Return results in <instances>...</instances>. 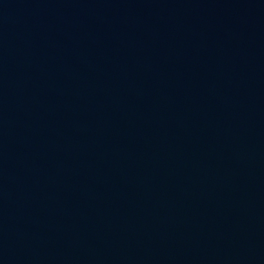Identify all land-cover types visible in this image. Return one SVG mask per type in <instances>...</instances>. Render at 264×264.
<instances>
[{
  "label": "water",
  "instance_id": "95a60500",
  "mask_svg": "<svg viewBox=\"0 0 264 264\" xmlns=\"http://www.w3.org/2000/svg\"><path fill=\"white\" fill-rule=\"evenodd\" d=\"M0 264H264V0H0Z\"/></svg>",
  "mask_w": 264,
  "mask_h": 264
}]
</instances>
